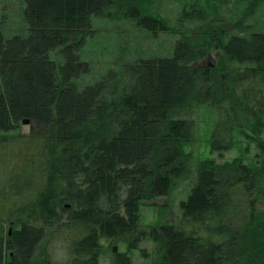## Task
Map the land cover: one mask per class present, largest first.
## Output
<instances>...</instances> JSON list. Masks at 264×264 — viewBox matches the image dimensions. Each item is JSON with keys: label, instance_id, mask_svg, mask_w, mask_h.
I'll return each instance as SVG.
<instances>
[{"label": "trees", "instance_id": "1", "mask_svg": "<svg viewBox=\"0 0 264 264\" xmlns=\"http://www.w3.org/2000/svg\"><path fill=\"white\" fill-rule=\"evenodd\" d=\"M24 1L27 34L0 30V264H101L103 242L126 247L114 264H133L147 239L151 264H264V32L243 28L260 0L236 21L239 34L202 25L171 56L86 85L95 19L153 34L174 32L168 21L139 0ZM220 3L194 0L184 15L218 17ZM217 52L215 68H201ZM194 106L220 111L211 153L223 158L237 136L255 152L202 161L179 225L143 229L142 205L185 175L183 113ZM25 120L32 129L18 135Z\"/></svg>", "mask_w": 264, "mask_h": 264}, {"label": "rangeland", "instance_id": "2", "mask_svg": "<svg viewBox=\"0 0 264 264\" xmlns=\"http://www.w3.org/2000/svg\"><path fill=\"white\" fill-rule=\"evenodd\" d=\"M139 1L151 12L156 10L161 18L168 21L174 32L153 34L137 28L133 22L127 19L119 21L95 19L96 34L87 40L81 54L82 60L89 64L90 69L89 73L81 78V84H92L106 76L111 70L118 71L123 65L132 63L139 58L171 56L182 33H196L195 31L198 28L201 29L202 25H209L211 28L219 27L230 34H239V30L234 28L235 23L244 15L253 0H213L214 3L215 1L221 2L218 8V17L208 8L209 14H206L204 20L184 15V11L190 10L194 0H154L153 9L151 6L148 7L149 0ZM195 1L203 2L205 0ZM25 6L24 0H0V30L5 35L27 34L28 27L23 17ZM244 20L243 28L246 33L264 32V0H260L254 12L247 15ZM218 55V52L209 54L208 58L202 61L201 68L214 69L217 59L219 60ZM219 112L210 106H194L184 111L183 116L190 123L189 141L185 150L189 155V162L185 175L177 179L176 185L167 196L142 205L140 224L143 229L148 230L150 226L157 224L179 225L182 216L181 202L187 199L191 188L195 186L197 169L202 161L211 158L221 162L243 155L245 151L249 154L255 152L252 146L245 148V142L238 136L235 138L232 149L226 152L223 158H220L218 153L210 152V133L215 123L221 119ZM31 129L32 126L23 125L20 132L17 133L26 136ZM21 153L23 152L21 151ZM102 245L101 264H114L115 255L112 252L114 246L118 247V253L126 249L124 246L111 245L107 242H103ZM140 250H145V255ZM59 251L56 258L63 255ZM154 254L155 245L147 239L130 256L133 264H151Z\"/></svg>", "mask_w": 264, "mask_h": 264}, {"label": "water", "instance_id": "3", "mask_svg": "<svg viewBox=\"0 0 264 264\" xmlns=\"http://www.w3.org/2000/svg\"><path fill=\"white\" fill-rule=\"evenodd\" d=\"M30 124V121L29 120H25L23 122V125L27 126ZM112 252L114 255H117L118 254V247L117 246H114L113 249H112Z\"/></svg>", "mask_w": 264, "mask_h": 264}, {"label": "flooded vegetation", "instance_id": "4", "mask_svg": "<svg viewBox=\"0 0 264 264\" xmlns=\"http://www.w3.org/2000/svg\"><path fill=\"white\" fill-rule=\"evenodd\" d=\"M13 227H14L13 224H11L10 227H9V230H8V234H9V236L11 235V230L13 229Z\"/></svg>", "mask_w": 264, "mask_h": 264}]
</instances>
